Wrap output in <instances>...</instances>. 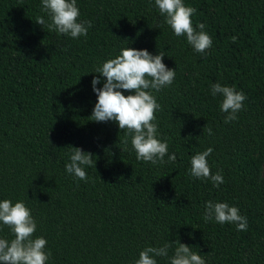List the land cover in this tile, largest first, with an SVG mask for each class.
<instances>
[{
    "label": "trees",
    "instance_id": "1",
    "mask_svg": "<svg viewBox=\"0 0 264 264\" xmlns=\"http://www.w3.org/2000/svg\"><path fill=\"white\" fill-rule=\"evenodd\" d=\"M183 2L212 39L205 53L174 34L155 0H77L79 20L92 22L79 38L48 28L42 0H0V201L30 209L46 264H134L146 247L171 243L154 257L170 264L177 240L205 264H264V0ZM127 46L175 69L171 86L152 90L164 163L138 161L126 130L91 120V82H106L95 71ZM215 83L246 97L238 119L225 123ZM72 147L93 154L87 181L65 170ZM209 147L218 187L190 175L191 157ZM207 201L238 208L247 230L205 222ZM0 238H14L2 223Z\"/></svg>",
    "mask_w": 264,
    "mask_h": 264
},
{
    "label": "clouds",
    "instance_id": "2",
    "mask_svg": "<svg viewBox=\"0 0 264 264\" xmlns=\"http://www.w3.org/2000/svg\"><path fill=\"white\" fill-rule=\"evenodd\" d=\"M155 5L174 34L177 37L186 36L187 43L196 52L205 53L212 46L210 35L204 31L205 25L201 23L196 28L193 27L191 17L196 9L186 6L183 0H155ZM41 8L50 19L48 28L58 34L71 38L86 37L88 29L92 27L91 21L79 20L77 0H42ZM35 23L43 27L46 22L40 16ZM232 39L235 42L236 38ZM163 57L162 53L152 55L146 49L137 50L128 46L121 48L118 55L104 61L95 71L106 78L103 87H96L100 83L99 76L91 82L97 96L91 120L116 122L119 129L126 130V137H131L136 159L154 165L165 162L168 144L157 138L155 112L161 106L152 90L159 92L171 86L175 79V69H169L163 63ZM211 91L214 97L218 94L222 97L220 110L227 113L225 123L238 119L237 113L242 110L246 99L244 94L220 83L213 84ZM125 92L130 94L125 95ZM207 132L211 135L212 129L208 127ZM123 143L127 145L128 139ZM212 151L209 147L191 157L190 175L211 180L218 187L224 180L219 171L214 175L211 173L207 157ZM168 160L175 162L176 155L173 153L168 156ZM93 163L92 153L72 147L70 162L65 165V170L79 180L87 181L84 166H92ZM213 219L220 224H235L238 231L247 230L246 217L240 215L238 208L228 203H205L204 220L208 222ZM0 223L7 226L14 236L11 241L0 238V264H46L50 256V252L45 251L47 240L43 237L33 238L37 225L23 201L14 204L8 199L0 201ZM175 243L178 246L170 257V264H205L202 256L193 252L190 246L179 240ZM169 247L171 243H166L163 247H146L140 251L134 264H157L154 257L168 256Z\"/></svg>",
    "mask_w": 264,
    "mask_h": 264
}]
</instances>
